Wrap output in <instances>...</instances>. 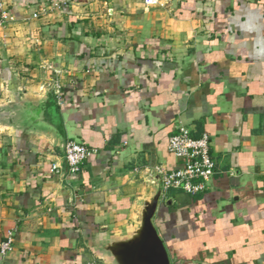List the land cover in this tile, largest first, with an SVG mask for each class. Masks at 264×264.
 <instances>
[{"label":"crops","instance_id":"obj_1","mask_svg":"<svg viewBox=\"0 0 264 264\" xmlns=\"http://www.w3.org/2000/svg\"><path fill=\"white\" fill-rule=\"evenodd\" d=\"M180 127L217 174L162 190L171 264H264V0H0V264H112Z\"/></svg>","mask_w":264,"mask_h":264},{"label":"built area","instance_id":"obj_2","mask_svg":"<svg viewBox=\"0 0 264 264\" xmlns=\"http://www.w3.org/2000/svg\"><path fill=\"white\" fill-rule=\"evenodd\" d=\"M157 0H145L147 5L155 4ZM37 17V14H35ZM5 18V17H4ZM168 150L181 161L179 169L166 172L161 167L155 171L162 178V190H182L191 195L206 192L210 181L217 174L216 162L211 155V138L208 134L194 137L186 127H180L178 132L169 139ZM94 151L87 145L78 142H68L65 159L72 173L80 172L84 162ZM13 233H9L0 245V253L7 255L13 247Z\"/></svg>","mask_w":264,"mask_h":264},{"label":"water","instance_id":"obj_3","mask_svg":"<svg viewBox=\"0 0 264 264\" xmlns=\"http://www.w3.org/2000/svg\"><path fill=\"white\" fill-rule=\"evenodd\" d=\"M153 183L157 191L143 200L140 221L134 231L124 237L97 242L98 250L105 253L112 264H171L167 248L153 222L162 194L161 176L155 177Z\"/></svg>","mask_w":264,"mask_h":264}]
</instances>
